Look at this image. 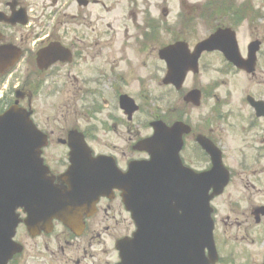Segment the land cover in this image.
Returning a JSON list of instances; mask_svg holds the SVG:
<instances>
[{
  "label": "flooded vegetation",
  "instance_id": "flooded-vegetation-1",
  "mask_svg": "<svg viewBox=\"0 0 264 264\" xmlns=\"http://www.w3.org/2000/svg\"><path fill=\"white\" fill-rule=\"evenodd\" d=\"M253 5L252 0H0V49L9 47L10 55L19 53L13 67L0 74V115L15 103L19 107L28 108L33 124L49 142L47 149L51 142L63 149L62 152H55V155L49 154L47 158L57 165L49 167L55 185L64 188L66 186L61 183L60 177L68 170L69 150L63 142L67 141L70 133L78 132L87 143L99 141L100 133L101 140L115 138L119 144L126 142L125 154L120 158L112 154L116 149L112 152L93 150L91 153L94 157H112L117 168L124 172L132 160L147 159L145 154L132 150L133 143L150 136V133H145L149 131V122H144V128L147 127L144 133L132 135L136 115H145L147 101L144 94L159 93V103L163 95H167L166 103L170 104L167 113H171L173 119L155 115L151 120L163 121L167 125L179 121L189 126V132L182 136L180 152L185 167L192 168L193 160L200 166L195 167L198 170L208 171L211 168L210 156L196 143L203 138L219 150L222 163L231 174L229 187L234 175L247 174L261 183L258 204L248 210L253 223L250 234L252 239L257 238L252 242L258 245L254 251L223 232V227L228 225L225 223L228 220L226 217H230V213L239 212L238 200L232 193L221 199L226 192L222 197L213 199L214 240L220 256L217 264L227 260L225 255L236 258V253L245 259L244 264H263L264 65L259 67V57L254 71L247 73L222 63L233 80L229 90L214 93L215 101H223H219L220 112L207 103V95L214 92L216 88L213 85L217 83L215 80L207 81V60L217 58L222 62V53L218 50L204 51L198 58L197 72L193 73L190 68L191 56L199 44L211 38L216 45L239 41L245 28L254 30L248 36L247 46L258 40L261 53L264 38L256 35L257 28L253 27L259 20L258 14L254 15L255 10L259 9ZM228 30L230 33H227ZM176 45L185 52L181 59L183 69H187L179 89L173 84H164L169 70L163 55L161 57L164 50ZM240 51L241 57L247 56V48H241ZM21 63H26L28 71L23 70L17 75ZM10 70L12 72L9 74ZM220 72L227 75L226 71ZM78 78H82V88ZM69 88L78 91H74L68 99L70 103L71 98L74 100V107L78 110L74 124H68L64 118H57L56 108L48 103L57 96L65 97L61 107L68 111L66 96ZM190 93L198 95L194 97L195 102L186 103L184 99ZM20 94L24 96L16 100ZM122 96L130 97L139 107L132 118H128L121 109ZM40 101L49 107L48 111L54 113L52 124L49 123V116L39 109ZM204 105L205 117L192 123L194 119H190L185 111ZM45 151L42 156L44 162ZM195 156L198 158L195 159ZM90 178L85 174L80 176L81 180ZM70 182L66 180V183ZM246 185L248 188L254 187L248 182ZM110 199H100L92 217L83 216L85 229L81 235L76 236L56 223L53 230L42 232L38 237H31L25 229H21L16 235V241L23 243L19 237L28 238L32 243V256H36L37 252L42 253L40 250L50 256H54L56 251L63 254V249L72 247L68 245L72 241L96 235L97 230L91 225L97 221L100 213L114 218L115 215L109 212L112 213L110 205L116 198L112 202ZM223 212L226 214L224 221L221 217ZM237 225L241 227V223ZM127 226L128 233L124 232L114 241L111 253L116 260L112 264L120 262L115 247L117 241L129 236L133 230L131 221ZM61 232L64 233V241L61 240ZM246 236L247 233L243 235L244 238ZM90 245L87 243V247ZM22 247V252L15 256L11 264H22L30 259V253L25 246ZM47 255L41 258H48ZM86 257L83 252L81 260ZM81 260L74 258L70 264H82Z\"/></svg>",
  "mask_w": 264,
  "mask_h": 264
},
{
  "label": "water",
  "instance_id": "water-1",
  "mask_svg": "<svg viewBox=\"0 0 264 264\" xmlns=\"http://www.w3.org/2000/svg\"><path fill=\"white\" fill-rule=\"evenodd\" d=\"M135 110L136 108H132L131 112ZM153 126L155 130L153 137L139 144L140 150H142L141 148H146L148 143L153 142L154 148L152 150L147 149L152 156V161L158 157L156 145L162 138L159 137V134L169 133V135H171V140L174 142L179 135V131H176L174 128L167 131L165 129L162 130L158 124ZM82 144L83 142L81 143V140H70L69 147L72 152V167L70 170L83 174L85 169H81V167L76 168L77 164L86 156L77 154L78 150L84 149V144ZM44 145V138L35 130L34 126L29 121V114L25 110L13 107L0 117V222H5V230L7 231V234L3 237L4 243H8L16 227L17 220L14 211L17 208H23L29 218L31 216V206H46L48 208L46 218L53 216L61 218L62 195L68 193L72 194V196L83 197L84 195L82 191L85 190L75 185L71 187L68 193L61 192L53 187L51 180L46 178L47 171L39 159L40 149ZM8 160H15V167L14 165L11 166V162H6ZM175 162L177 164L176 159ZM148 164H143L138 167L142 174H149L148 169L145 167ZM3 166L2 173L1 168ZM134 169L135 166L132 165L129 173L132 180L137 178L142 181V175L140 174L138 176ZM8 171H10V173L5 177L3 174ZM187 172H185V174H188ZM150 173L152 172L150 171ZM102 179V176L99 175L98 185L102 184ZM184 179H186V177H184ZM206 182L207 176H205V181L200 187L198 184H196V188L187 185L181 186V188H175L169 185V187L164 189L162 187L160 190H156L152 185L148 184L140 190H143V194L141 193L140 195H137V192H139L137 190L141 188V184L138 185L137 189H135V185H132L129 191L132 218L140 222L141 212L152 216L156 222L157 219L163 222L169 221L174 223H177L181 219L187 221L195 219L196 229L192 228V231L195 235H198L199 233L197 231L201 230L202 232L208 221L209 210L207 207L209 197L207 196L208 189ZM92 183L93 182H89L88 189L94 188L95 190L97 187L92 185ZM222 186L223 185L219 186V188H214L216 191L215 194L221 191ZM135 195H137V199ZM31 199H35V202L31 203ZM25 222H28V219ZM68 222L70 221L67 220L66 223ZM148 231L156 232L157 228L153 226V229L151 228ZM143 234L144 231L140 228L137 239L140 240ZM204 238L206 239V234H203L201 239H198L201 245L199 250L191 244L192 250H190L188 245H185L187 246L185 247L187 251H192V253H194L195 264H200V259L203 257L202 250L206 246ZM207 238H209L208 234ZM147 240L150 241L149 238H147ZM130 244H125V247L132 248L133 245ZM182 248H184V246ZM208 249H210V247H208ZM11 253L12 252L9 254ZM171 255H173V252H171ZM181 262L182 259L180 260V263ZM4 263L5 262H3V264ZM123 264H125L124 260Z\"/></svg>",
  "mask_w": 264,
  "mask_h": 264
},
{
  "label": "rangeland",
  "instance_id": "rangeland-1",
  "mask_svg": "<svg viewBox=\"0 0 264 264\" xmlns=\"http://www.w3.org/2000/svg\"><path fill=\"white\" fill-rule=\"evenodd\" d=\"M252 2L254 3L253 6L257 7L258 9H260L261 12H259V16L260 18H262L263 20L258 21V23L253 24V27L256 26V35H258L259 37L264 38V0H252ZM248 10H251V8H249ZM254 30H251L250 28H245L243 30V33L241 34V38H240V44L244 45V43L247 44L248 36L249 34H253ZM246 44L243 46V48H245ZM262 51V55H260V62H259V67L264 65V46L261 48ZM208 64H209V68L207 69V81H216L217 83L214 82V87L216 88L215 90L213 89V93L210 95H207L208 99H207V103L215 106L218 110V112H220L221 110V105L219 103L223 101L220 99L219 101H215L214 98V93H220L225 92L227 90H229V88L231 87V82L233 80L232 75H230V73H227V75H222L221 74V70L223 72L224 71V67L222 65L221 60L215 58V59H208ZM205 63V61H204ZM26 63H21L20 67L17 70V75L19 73H22L23 70L26 72L27 70V66L25 65ZM12 72V70L9 71V74ZM226 73V72H225ZM8 74V75H9ZM17 77V76H16ZM82 78H78V81L81 82ZM224 84H223V82ZM239 81V80H238ZM236 81V84L237 82ZM74 82V81H73ZM70 85V84H69ZM134 85V84H133ZM217 85V86H216ZM83 84L81 82V88H82ZM80 89V88H79ZM13 91V90H11ZM78 92L76 90H74V88H69L68 90V94L66 96V105L68 106V111L63 109V107H61V105L65 102V97L64 98H59V96H57L55 99L49 101L48 103L52 104V108H56V117L57 118H64L66 119L68 124H74L77 119L75 118L77 116L78 110L77 107H74L75 103L74 100L71 98L70 100L72 101V103H70L68 101V99L72 96L73 92ZM146 96V101H147V106H149V108H145L144 110L145 115H143V117H141V123H139L138 117H136V121H135V126L136 127H132V131L133 134H137V133H144V126L143 123L147 120V119H151L152 117H154L155 115H163L165 116V119H173V115L171 113H167L168 109L170 108V104L166 103V98L167 95H163L162 101L159 103L158 102V95L159 93L157 92H147L146 94H144ZM235 98V97H234ZM234 100V99H233ZM161 107V108H159ZM206 106H202L198 109H194V110H186L185 112L188 114V112H190V119H194L191 120L192 123H197L199 122V119H203L205 117V113H206ZM80 108V107H79ZM158 108L160 109V111L158 110ZM216 108L214 109V111H216ZM39 109L44 111L46 115L49 116V123H53V119H54V113L48 111L49 107L42 103L41 101L39 102ZM67 113V114H66ZM207 113H208V108H207ZM138 127V128H137ZM100 131V128H98ZM120 130H122L121 127H119ZM219 130H220V126H219ZM145 133H149L145 132ZM102 133H100L99 135V141H94V142H89V147L91 149H94L96 151H106L108 150L109 152H112V150L116 149L115 153H112L113 155H115L116 157L125 154V148H126V142H121V144L117 143L113 138V139H106V140H101V135ZM116 146V147H113ZM111 150V151H110ZM63 149L62 147L57 146L56 144H54V142H51V146L45 151V159L47 160V162L51 165L55 167V163L50 161L47 156L49 154H53L55 155V152H62ZM195 159H197L198 157L195 156ZM191 164L195 167H200L198 165H196L194 163L193 160H191ZM57 166V165H56ZM254 178L249 177V175L247 174H243V175H234V179L232 181V185L227 189L225 195L221 198V199H225L228 197L229 193H232V195L238 200L240 207H238L239 212L238 213H230V217H226L228 218V220H225V216L226 215L224 212L222 213L221 217L222 221L225 220V223L228 224L227 227H223L225 228L223 230V232L225 231L226 235H229L230 237H235L236 240H238L240 242V244L242 243V245H245L248 249H253V251L255 249H258V245H253L252 242L254 241V239L257 240V238H253V236L250 234V230H253L252 225L253 223L251 222L252 219L251 217L248 215V210L251 206L253 205H257L258 201H259V197H261V195L258 193V190L260 189L259 186H261V183L254 181ZM248 182V184L250 183L252 187H249L251 189L248 188V186L246 185ZM247 187V188H246ZM228 202V201H227ZM110 208L113 210L112 213L109 212L110 214H114V218L111 217H105L104 215H102V213H100V215L98 216V218L96 219V222H93V224L91 225L92 228H96V235H89L88 237H83L77 241H72L74 243H69L68 245H72L71 248H65L63 249V254H60V252L58 253L57 251L54 252V256H50L47 255V253L43 250H40L42 253L37 252L36 256L31 254L30 251H32V249H30L31 246V242L28 238H23V237H19V239H21V241H24L22 243L23 246H25L26 250L30 253V259L23 262L22 264H63V262L65 264H70V261H72V259L76 258L77 260H81V255L83 252L86 253L87 257L85 260H81L82 264H112L115 262L116 258H114V254L111 253L113 252V244L114 241L118 238L121 237L122 234H127L129 231V227L128 222L125 221V215L123 212L120 211L119 209V204L118 202H115L113 204L110 205ZM125 216V217H124ZM237 223H241V227L238 228ZM246 224V226H245ZM106 228L108 230H106ZM238 229H240V232L238 231ZM107 232H106V231ZM62 231V230H61ZM62 233V232H61ZM91 233V231L89 232ZM245 233H247V236L244 238L243 235H245ZM99 235V236H98ZM64 233H62V238L61 240L64 241ZM255 240V241H256ZM91 241V242H89ZM87 243L91 244L90 247H87ZM63 245H65V243L63 242ZM241 245V246H242ZM236 246V245H235ZM238 249V248H237ZM42 255H47L51 258H41ZM225 258H227L226 261L223 262V264H244V258H240L238 256V254L236 253V258H228L227 255H225Z\"/></svg>",
  "mask_w": 264,
  "mask_h": 264
}]
</instances>
